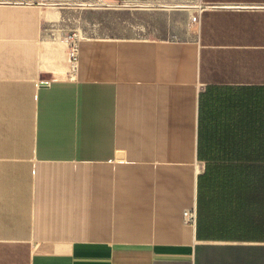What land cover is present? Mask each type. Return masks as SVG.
I'll return each instance as SVG.
<instances>
[{
  "label": "crops",
  "instance_id": "crops-1",
  "mask_svg": "<svg viewBox=\"0 0 264 264\" xmlns=\"http://www.w3.org/2000/svg\"><path fill=\"white\" fill-rule=\"evenodd\" d=\"M119 6L147 32L81 38L73 73L52 12L0 9V264H264L197 235L199 140L264 107V0Z\"/></svg>",
  "mask_w": 264,
  "mask_h": 264
},
{
  "label": "trees",
  "instance_id": "trees-1",
  "mask_svg": "<svg viewBox=\"0 0 264 264\" xmlns=\"http://www.w3.org/2000/svg\"><path fill=\"white\" fill-rule=\"evenodd\" d=\"M248 89L245 102L235 104V123L199 140L205 162L197 183L199 237L264 235V107Z\"/></svg>",
  "mask_w": 264,
  "mask_h": 264
},
{
  "label": "rangeland",
  "instance_id": "rangeland-1",
  "mask_svg": "<svg viewBox=\"0 0 264 264\" xmlns=\"http://www.w3.org/2000/svg\"><path fill=\"white\" fill-rule=\"evenodd\" d=\"M23 5H39L49 14L52 12L58 39L65 40L72 32L80 40L132 37L147 32L143 25H133L130 8H122L115 0H0V9H19Z\"/></svg>",
  "mask_w": 264,
  "mask_h": 264
},
{
  "label": "built area",
  "instance_id": "built-area-1",
  "mask_svg": "<svg viewBox=\"0 0 264 264\" xmlns=\"http://www.w3.org/2000/svg\"><path fill=\"white\" fill-rule=\"evenodd\" d=\"M115 1H117L120 5H124L126 3H129L131 0H115ZM65 40L67 42L68 65L70 72L73 73L76 71L77 68L80 38L75 32H72L65 38ZM184 219L188 222H195L196 220L195 209L185 210Z\"/></svg>",
  "mask_w": 264,
  "mask_h": 264
}]
</instances>
